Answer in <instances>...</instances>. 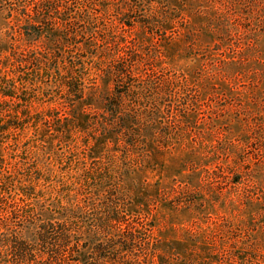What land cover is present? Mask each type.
<instances>
[{"label": "rangeland", "instance_id": "1", "mask_svg": "<svg viewBox=\"0 0 264 264\" xmlns=\"http://www.w3.org/2000/svg\"><path fill=\"white\" fill-rule=\"evenodd\" d=\"M38 1L0 0L2 75L29 46L18 13ZM67 1L81 18L95 15L88 30L68 33L93 34L79 38V52L103 72L74 109L79 129L65 119L70 110L37 104L50 124L11 138L1 152L10 169L33 181L44 167L51 193L77 169L70 149L118 157L133 209L153 225L166 264H264V0ZM125 51L149 80L127 100L152 109L129 137L98 124L114 92L110 69Z\"/></svg>", "mask_w": 264, "mask_h": 264}, {"label": "trees", "instance_id": "2", "mask_svg": "<svg viewBox=\"0 0 264 264\" xmlns=\"http://www.w3.org/2000/svg\"><path fill=\"white\" fill-rule=\"evenodd\" d=\"M22 9L23 15H18L23 18L22 35L29 46L15 52L16 62L8 71L3 69V75L0 65V264H166L158 254L153 225L134 210L124 182L129 174L119 165L118 157L101 159L96 157L101 151L70 149L65 157L77 164V169L66 174L69 182L59 181L51 193L42 188L44 167L39 169L41 177L28 181L18 178L17 169L11 170L2 157V150L12 147L13 136L22 137L27 129L39 133L50 124L35 113L37 104L55 102L70 110L71 116L65 115V119L75 120L72 125L79 129L81 121L74 109L87 91L95 88L103 72L87 65L79 52V38L93 35L86 30L95 15L81 18L67 0H39ZM72 26L86 30L68 33ZM124 26L133 25L124 22ZM137 66L138 61L125 51L110 69L114 92L105 99V115L98 124L120 136L127 137L134 127L141 129L152 110L132 106L127 100L148 87V76L138 73ZM154 91L160 95L159 88ZM160 108L157 104L156 110ZM157 117H150V123H158ZM16 146L14 152L23 150V141ZM142 243L143 255L139 249Z\"/></svg>", "mask_w": 264, "mask_h": 264}]
</instances>
